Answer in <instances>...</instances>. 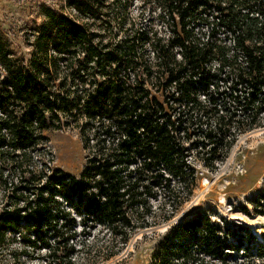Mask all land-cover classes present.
<instances>
[{
  "label": "trees",
  "instance_id": "1",
  "mask_svg": "<svg viewBox=\"0 0 264 264\" xmlns=\"http://www.w3.org/2000/svg\"><path fill=\"white\" fill-rule=\"evenodd\" d=\"M122 1L126 7L133 3L132 0ZM139 1L143 10L149 7L151 14V0ZM155 2L169 11L173 22L175 19L169 46L181 50V60L174 54L170 56L174 67L169 68L170 62H165L168 71L165 86L176 84L186 99L198 104L190 92L200 86L208 89L211 75L206 67L217 52L221 71L232 65L234 87H239L233 90L235 96L230 95L233 104L243 103L245 110L254 115L252 125H255L264 110V0ZM111 3L110 0H67L66 6L74 15L57 14L45 8L43 24L33 29L34 57L29 66L9 52L0 36V75L5 74V78H0V161L14 160L20 153L22 162L30 163L32 151L48 140L46 132L75 127L86 146L95 150V156L80 178L42 164L45 183L33 189L29 196L22 193L30 189L5 182L4 188L11 192L16 204L1 210L0 235L18 234L20 244L34 252L46 249L50 256L47 264H74L78 252L73 241L75 220L62 208L57 195L84 215L85 227H91L89 223L105 225L127 241L125 231L134 224L130 213L141 208L144 213L136 216H143L144 225H147L146 218L151 217L148 205L154 196L151 178L158 181L163 166L175 177L183 176V170L175 168L167 159L169 153L175 154L182 148L174 146L175 141L170 144L173 136L166 126H153L152 104L160 108L161 115L163 107L151 99L144 81L133 87L126 82V72L139 64L145 66L143 72H147L150 80L149 64L143 62V57L135 62L133 56L140 44L151 41V34L135 32L134 25L129 23V28L122 30L127 33L124 38L117 41L111 38L106 42L97 28L103 21L106 25L115 21ZM207 8L213 13L210 16L201 13ZM122 22L127 24L123 18ZM200 24L209 26L208 41L221 30H225L228 37L231 35L232 49L242 53L245 64H238L237 56H228L230 50L226 48L203 44L204 49H201V40L193 38L191 33ZM159 45L160 52L165 54L162 40ZM242 85L249 88L243 101L237 94ZM220 96L228 97L226 92H221ZM151 163L156 174L151 175ZM131 171L134 172L132 180ZM259 198L264 206V193ZM207 217L203 212L197 213L196 217L177 226L175 235L188 238L194 235L193 241L208 244V247L210 239L217 240V244L229 249L227 240L217 235L220 227ZM52 230L53 233L48 234ZM200 232H203L202 238L196 236ZM52 236L55 244L50 241ZM245 236L254 239L251 233ZM168 254L172 256L175 252L171 250ZM182 255L185 264L198 260L188 251H183Z\"/></svg>",
  "mask_w": 264,
  "mask_h": 264
},
{
  "label": "rangeland",
  "instance_id": "2",
  "mask_svg": "<svg viewBox=\"0 0 264 264\" xmlns=\"http://www.w3.org/2000/svg\"><path fill=\"white\" fill-rule=\"evenodd\" d=\"M66 2L0 0V36L9 52L29 66L34 57L31 47L33 29L43 24L45 8L57 14L74 15ZM110 2L115 21L111 25L103 21L96 27L103 33L106 42L111 38L116 41L124 38L127 33L122 30L129 28V23L134 25L133 31L151 34V41L140 44L133 56L135 62L143 57V62L149 64L150 80L147 72H143L145 66L139 64L126 72V82L133 87L144 81L151 99L163 107L161 115L160 108L152 104L153 126H166L173 136L169 139L170 144L175 141L174 146L182 148H178L175 154L169 153L167 159L173 162L175 168L183 170V176L175 177L163 166L161 178L158 181L151 178V191L154 194L148 204L151 217L146 218L147 225H144L143 216H136L144 211L141 208L133 210L130 213L133 228L125 231L127 241L105 225L89 223L91 227H85L84 215L57 195L62 208L70 213V219L75 220L76 235L73 241L78 252L74 256V264H161L164 261L185 264L183 251H188L203 264H264V206L259 198L264 193V110L256 124L252 125V112L245 110L243 103L240 106L233 104L230 95L235 96L233 90L239 87H234L236 80L231 74L232 65L230 69L225 67L221 71L217 52H214L206 67L211 75L207 82L208 89L200 86L190 92V96L196 97L199 103L186 99L177 86L168 88L169 102L163 94L168 78L165 62L171 61L172 54L181 60V50L169 46L175 19L173 22L169 11L155 0H151V14L149 7L143 10L139 0H132L128 7L122 0ZM201 13L206 16L213 14L208 8L201 10ZM122 18L127 24L122 22ZM174 18L177 17L174 15ZM88 20L92 22V19ZM191 33L193 38L201 40V49H204L203 44L215 46L216 49L226 48L230 50L228 56H237L238 64H245L242 53L232 49V37H228L225 30L219 31L214 39L210 37L209 41L208 25L200 24ZM159 40H162L165 54L160 52ZM172 64L169 63V68L174 67ZM0 78H5L4 72ZM221 92H226L228 97L222 99ZM237 94L243 101V97L249 94V88L242 85ZM45 136L48 140L32 151L30 163L22 162L20 153L14 160L9 158L6 163L0 161V212L16 204L14 196L4 188L6 181L30 189L28 193H22L29 196L33 189L45 183L42 164H46L48 169L80 178L89 160L95 156V150L86 146L77 127L50 130ZM153 164L151 175L156 174ZM46 174H49L48 170ZM133 178L134 172L131 171L130 179ZM156 181L159 182L157 185L154 183ZM205 181L210 183L207 188ZM18 204L22 205L20 202ZM256 206L260 207L256 209ZM199 212L205 213L213 224L220 227L217 235L221 240H227L229 249L217 244V240L210 239L208 242L211 246L208 247V244L193 241L194 235L189 238L187 235H175L177 226L196 217ZM52 233L53 230L48 234ZM242 233H251L255 240L261 242L263 253L259 258H254L252 251L255 247L247 244L248 240ZM202 235L203 232L196 234L199 238ZM18 236L13 233L0 235V264H47L50 256L46 249L39 252L25 249ZM50 241L55 244L53 236ZM171 250L175 254L169 256Z\"/></svg>",
  "mask_w": 264,
  "mask_h": 264
},
{
  "label": "built area",
  "instance_id": "3",
  "mask_svg": "<svg viewBox=\"0 0 264 264\" xmlns=\"http://www.w3.org/2000/svg\"><path fill=\"white\" fill-rule=\"evenodd\" d=\"M173 86H176V84H173V85H171L170 87H173ZM170 87H166V91L165 92H163V94H164V96L166 97V98H168L167 100H169V102H170V94H169V91H167L168 90V88H170ZM178 88V87H177ZM212 223V222H211ZM213 224V223H212ZM214 225H216V226H218L217 224H214ZM239 229V228H238ZM242 234H244V233H242ZM244 237H246V239L248 240L247 241V244L248 243H250L252 246H254L255 247V249L252 251V255L254 256V258H259L261 255H262V253H263V249H262V247H261V242H259V240H255V238L254 239H252V240H249V238L247 237V236H245V234L243 235ZM260 247H261V249H260ZM190 264H201L200 263V261L199 260H197V261H195V262H193V263H190Z\"/></svg>",
  "mask_w": 264,
  "mask_h": 264
},
{
  "label": "bare ground",
  "instance_id": "4",
  "mask_svg": "<svg viewBox=\"0 0 264 264\" xmlns=\"http://www.w3.org/2000/svg\"><path fill=\"white\" fill-rule=\"evenodd\" d=\"M204 186L207 188L208 186H210V183L208 181H205Z\"/></svg>",
  "mask_w": 264,
  "mask_h": 264
}]
</instances>
